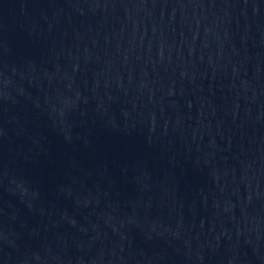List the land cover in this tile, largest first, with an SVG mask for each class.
Returning a JSON list of instances; mask_svg holds the SVG:
<instances>
[{
	"label": "water",
	"instance_id": "water-1",
	"mask_svg": "<svg viewBox=\"0 0 264 264\" xmlns=\"http://www.w3.org/2000/svg\"><path fill=\"white\" fill-rule=\"evenodd\" d=\"M0 264H264V0H0Z\"/></svg>",
	"mask_w": 264,
	"mask_h": 264
}]
</instances>
